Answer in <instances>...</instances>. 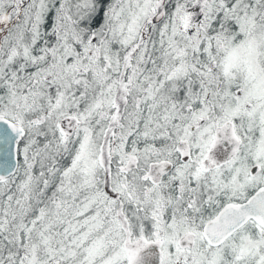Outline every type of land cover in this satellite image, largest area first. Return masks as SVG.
I'll return each mask as SVG.
<instances>
[{
  "label": "snow or ice",
  "instance_id": "1",
  "mask_svg": "<svg viewBox=\"0 0 264 264\" xmlns=\"http://www.w3.org/2000/svg\"><path fill=\"white\" fill-rule=\"evenodd\" d=\"M0 264H264V0H0Z\"/></svg>",
  "mask_w": 264,
  "mask_h": 264
}]
</instances>
